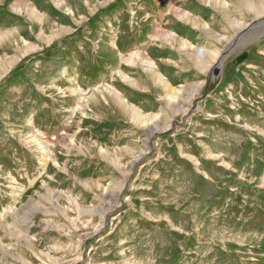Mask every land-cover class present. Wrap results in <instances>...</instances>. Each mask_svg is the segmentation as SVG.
<instances>
[{
  "label": "rangeland",
  "instance_id": "rangeland-1",
  "mask_svg": "<svg viewBox=\"0 0 264 264\" xmlns=\"http://www.w3.org/2000/svg\"><path fill=\"white\" fill-rule=\"evenodd\" d=\"M25 1L0 0V264H264V0Z\"/></svg>",
  "mask_w": 264,
  "mask_h": 264
},
{
  "label": "bare ground",
  "instance_id": "bare-ground-1",
  "mask_svg": "<svg viewBox=\"0 0 264 264\" xmlns=\"http://www.w3.org/2000/svg\"><path fill=\"white\" fill-rule=\"evenodd\" d=\"M169 1V0H168ZM251 1V0H250ZM55 2H56V5H58V6H61L60 5V3L62 4L63 3V1H61V0H55ZM18 7H19V9L20 10H24L25 9V11H27V13L26 14H29V15H34L35 14V12H34V10L31 8V6L29 5V3L28 2H26L25 0H21V2H20V5H17ZM250 7L251 8H253V6L250 4ZM22 8V9H21ZM255 12L256 13H261L262 12V10H261V6L260 5H257L256 7H255ZM72 13H74L73 11H72ZM36 15V14H35ZM75 15V14H74ZM259 23H263L264 24V19L262 20V21H259V22H257V23H253L252 25H251V27H249V29L247 30V31H249L250 29H252V28H257V27H260L258 24ZM155 25V24H154ZM156 27V26H155ZM159 27V26H158ZM36 28V27H35ZM14 31V30H13ZM159 31V30H158ZM264 32V30L263 31H261V34ZM2 32H0V40H1V38L2 37H4L5 35L3 34H1ZM8 33V32H7ZM6 33V34H7ZM36 33V32H35ZM11 34V33H10ZM159 37H162V36H164V37H166L167 38V35H169V36H171V34H169V33H167V32H163V31H161L159 34ZM155 36V35H154ZM9 37V36H8ZM11 39V38H10ZM4 40V39H3ZM3 40H1V41H3ZM6 41H9V40H7V39H5ZM239 40V38H237V41ZM10 42V41H9ZM9 44V43H8ZM111 44V43H110ZM113 44V43H112ZM111 44V45H112ZM31 46V45H30ZM182 46V45H181ZM188 49V48H187ZM199 52V51H198ZM196 53V52H195ZM189 56L190 57H192L193 58V61L197 64V65H203V67H204V65H205V60H211L212 58L209 56V55H201L200 53H196L195 55L194 54H189ZM124 58V60H127L128 62L130 61V62H136L137 60L139 61V63H141V64H143L144 66H146L148 69L147 70H149L153 75H155V78H156V80H157V82L159 83V84H161L162 86H164L165 88H167L168 89V93H169V98H170V100H169V102H168V104H169V106L170 107H173V108H179L178 107V105H179V99L182 97L181 95H179L178 96V94L176 93V91L175 90H177V89H175V90H172L171 88H170V86L169 87H166L165 86V84L166 83H164L165 81H164V79H162L157 73H156V71L157 70H155L156 68H154L153 66H154V63L152 62V61H150L147 57H146V55L144 54V53H132V54H130L129 56H126V58L125 57H123ZM214 60V59H213ZM218 63H219V61H218ZM219 65V64H218ZM123 76H125V75H123ZM125 78V77H124ZM111 91V90H110ZM115 91V90H114ZM113 90H112V92H114ZM72 92L73 93H78V90L77 89H72ZM82 94V93H81ZM115 94H116V96L117 97H119L120 99H123L122 98V96L120 95V94H118L116 91H115ZM114 94V95H115ZM92 95H94V93H92ZM181 96V97H180ZM88 102V100H86V102H85V100L84 101H78V103H77V106H80V107H83L84 105H85V103H87ZM178 103V104H177ZM130 105V104H129ZM131 106V108H132V110H134L135 111V113H136V117L137 118H141V120L144 122V125H146V126H148V125H150V124H153V119H155V116H146L145 118H143L142 117V114H140L139 112H138V109L136 108V107H134V106H132V105H130ZM178 110H180V109H178ZM156 124L158 123L157 121L155 122ZM164 128V127H163ZM42 137H43V135H39V137L36 135V141H38V144L39 145H43V148L44 149H46V144L49 146H51V143H49V141H44L43 139H42ZM49 146V147H50ZM41 148V147H40Z\"/></svg>",
  "mask_w": 264,
  "mask_h": 264
},
{
  "label": "water",
  "instance_id": "water-1",
  "mask_svg": "<svg viewBox=\"0 0 264 264\" xmlns=\"http://www.w3.org/2000/svg\"><path fill=\"white\" fill-rule=\"evenodd\" d=\"M218 64H220V63H217V64L215 65V67H214V74H215V75H218L219 72H220V67H219Z\"/></svg>",
  "mask_w": 264,
  "mask_h": 264
},
{
  "label": "crops",
  "instance_id": "crops-1",
  "mask_svg": "<svg viewBox=\"0 0 264 264\" xmlns=\"http://www.w3.org/2000/svg\"><path fill=\"white\" fill-rule=\"evenodd\" d=\"M116 44V43H115ZM135 53H144V52H135Z\"/></svg>",
  "mask_w": 264,
  "mask_h": 264
}]
</instances>
